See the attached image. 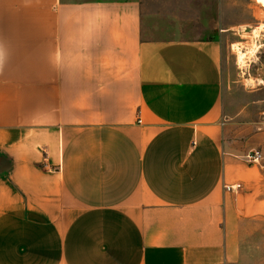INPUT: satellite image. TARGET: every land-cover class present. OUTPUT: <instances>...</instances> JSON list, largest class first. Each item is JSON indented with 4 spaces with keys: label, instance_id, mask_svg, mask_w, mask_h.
Returning a JSON list of instances; mask_svg holds the SVG:
<instances>
[{
    "label": "crops",
    "instance_id": "0c3cea01",
    "mask_svg": "<svg viewBox=\"0 0 264 264\" xmlns=\"http://www.w3.org/2000/svg\"><path fill=\"white\" fill-rule=\"evenodd\" d=\"M144 7L0 0V264H234L264 218V117L224 113L218 41L150 39Z\"/></svg>",
    "mask_w": 264,
    "mask_h": 264
},
{
    "label": "rangeland",
    "instance_id": "374dc122",
    "mask_svg": "<svg viewBox=\"0 0 264 264\" xmlns=\"http://www.w3.org/2000/svg\"><path fill=\"white\" fill-rule=\"evenodd\" d=\"M150 39H215L222 46L224 113L264 117V7L260 0H139ZM257 33V34H256ZM239 51L245 53L240 63ZM239 259L264 264V218L243 221Z\"/></svg>",
    "mask_w": 264,
    "mask_h": 264
},
{
    "label": "built area",
    "instance_id": "2783aa9c",
    "mask_svg": "<svg viewBox=\"0 0 264 264\" xmlns=\"http://www.w3.org/2000/svg\"><path fill=\"white\" fill-rule=\"evenodd\" d=\"M243 159L249 164L259 166L261 161L264 159V156H263V154H261V152L252 151V152L248 153L247 155H245L243 157ZM223 189H225V191L235 193V192L240 191L241 187L239 185H233V186L225 185L223 187Z\"/></svg>",
    "mask_w": 264,
    "mask_h": 264
},
{
    "label": "bare ground",
    "instance_id": "6f19581e",
    "mask_svg": "<svg viewBox=\"0 0 264 264\" xmlns=\"http://www.w3.org/2000/svg\"><path fill=\"white\" fill-rule=\"evenodd\" d=\"M260 3H261V6L264 7V0H260ZM262 27H264V24L262 25ZM244 57H245V53L239 51V59H238V61L240 63H243L244 62Z\"/></svg>",
    "mask_w": 264,
    "mask_h": 264
}]
</instances>
